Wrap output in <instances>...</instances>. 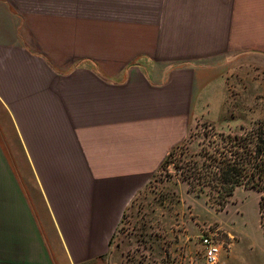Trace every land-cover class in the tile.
<instances>
[{
  "label": "crops",
  "instance_id": "1",
  "mask_svg": "<svg viewBox=\"0 0 264 264\" xmlns=\"http://www.w3.org/2000/svg\"><path fill=\"white\" fill-rule=\"evenodd\" d=\"M260 57L264 0H0V264H111L133 199ZM262 193L213 209L259 219L214 220L219 264L264 259Z\"/></svg>",
  "mask_w": 264,
  "mask_h": 264
},
{
  "label": "rangeland",
  "instance_id": "2",
  "mask_svg": "<svg viewBox=\"0 0 264 264\" xmlns=\"http://www.w3.org/2000/svg\"><path fill=\"white\" fill-rule=\"evenodd\" d=\"M253 64H246L241 73L230 67L228 112L222 115L221 125L198 119L186 141L173 148L168 162L133 199L114 233L111 264H188L186 255L191 264H205L200 235L219 228L214 221L217 219L234 222L237 227L247 228L256 239L260 237L256 213L245 226L234 205L216 212L226 207L231 197L220 205L222 200L215 191L209 193L212 190L208 185L200 187L196 183L194 191H190L188 181L180 173L183 166L186 169L194 160L202 166L204 157L199 152L203 153L204 148L214 150L216 144L222 146L219 139L209 145L215 132L264 137V58L255 59ZM205 204L212 209L205 208ZM219 229L225 249L228 241ZM260 246L264 252V246ZM243 254L247 264H264V259L259 261L249 249H244Z\"/></svg>",
  "mask_w": 264,
  "mask_h": 264
},
{
  "label": "trees",
  "instance_id": "3",
  "mask_svg": "<svg viewBox=\"0 0 264 264\" xmlns=\"http://www.w3.org/2000/svg\"><path fill=\"white\" fill-rule=\"evenodd\" d=\"M211 136L214 139L209 142V145L219 139L222 146L216 144L214 150L204 148L203 153L199 152L200 156L204 157L202 166L194 160L189 166L186 165V169L183 166V170H180L182 177L189 183V190L194 191L196 183H199L200 187L208 185L212 190L209 193L212 194L215 191L217 197L222 200L220 205H223L233 195L234 189L240 185L263 191L264 137L216 132ZM173 150L169 152L161 166L168 162V158L173 155ZM175 166L177 168L176 164ZM263 210L264 192L260 199L262 217ZM262 225H264L263 219Z\"/></svg>",
  "mask_w": 264,
  "mask_h": 264
},
{
  "label": "built area",
  "instance_id": "4",
  "mask_svg": "<svg viewBox=\"0 0 264 264\" xmlns=\"http://www.w3.org/2000/svg\"><path fill=\"white\" fill-rule=\"evenodd\" d=\"M219 230H207L200 235L205 264H217L224 249V240L219 238Z\"/></svg>",
  "mask_w": 264,
  "mask_h": 264
}]
</instances>
